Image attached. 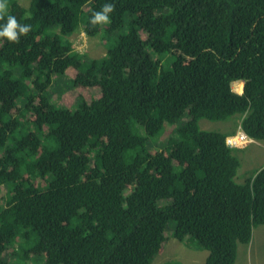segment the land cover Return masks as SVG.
<instances>
[{"label":"trees","instance_id":"16d2710c","mask_svg":"<svg viewBox=\"0 0 264 264\" xmlns=\"http://www.w3.org/2000/svg\"><path fill=\"white\" fill-rule=\"evenodd\" d=\"M105 3L109 23L92 26ZM8 5L31 31L0 38V264H153L169 220L204 264H233L264 224V165L237 181L233 129L199 121L238 116L264 141V0ZM79 28L110 43L104 55L72 45Z\"/></svg>","mask_w":264,"mask_h":264},{"label":"rangeland","instance_id":"374dc122","mask_svg":"<svg viewBox=\"0 0 264 264\" xmlns=\"http://www.w3.org/2000/svg\"><path fill=\"white\" fill-rule=\"evenodd\" d=\"M27 0H22L24 4ZM23 5V3H20ZM130 14H125L123 25L116 31L111 32L112 37L123 33L128 29V20ZM73 46L80 49L81 52L87 54L89 57L99 58L104 55L108 45L99 36L88 37L79 28L76 33L70 37ZM238 84V83H237ZM237 88L239 84L236 85ZM235 88V87H234ZM55 91L62 89L61 84H56L53 88ZM63 92V91H62ZM79 93L84 94V98L88 101L90 95L96 94L98 89L96 87H81ZM76 93L64 91L60 96V103L65 106H71L74 103ZM56 98V96H55ZM238 116L229 117L225 120L212 121L202 118L199 121V127L203 130H217V131H236L238 127ZM171 130V126L165 128L164 134L160 139L166 138ZM152 142V141H151ZM149 140V143H151ZM240 160V165L237 171V181H243L246 176H249L254 170L261 168L264 165V141H255L248 143L243 149H235L234 151ZM38 182V180H37ZM5 190V189H4ZM3 194L5 191L2 192ZM174 229V220L167 221L165 235L166 240L161 245L158 254L154 258L153 264H162L167 260L176 259L181 264H201L203 259L202 251L194 249L192 246H187L183 242L175 239L172 236ZM236 258L234 264H264V224L257 225L252 229L251 238L248 244L238 245L236 249ZM37 264H41L38 262Z\"/></svg>","mask_w":264,"mask_h":264},{"label":"clouds","instance_id":"9594fccd","mask_svg":"<svg viewBox=\"0 0 264 264\" xmlns=\"http://www.w3.org/2000/svg\"><path fill=\"white\" fill-rule=\"evenodd\" d=\"M115 7H116L115 3H105L104 5H102L100 11L92 12L89 23L92 26L107 25L110 21V14H112L115 11ZM8 9H9L8 0H0V20H5V17H6L5 22L3 24H0V38L6 39L10 43H19L21 36H27L29 34V32L31 31V25L26 24V23L24 24L20 23L15 15L8 14ZM236 81H241L242 87H243V82H244L243 80H236ZM236 81L232 82L231 86L235 87V89L233 88L232 89L235 92L241 93L242 88L239 91L237 90V87L234 86ZM238 131H242L243 133H245L240 126V121L238 123V127L236 128V131L227 134L225 138V142H224L226 147L239 150V149L245 148L248 143H251L254 140L253 138L249 137L245 133L247 137L250 139V141L246 145H243V144L236 143L234 137H228L230 135H234ZM248 243H238L237 246L242 245V244H248ZM196 250H199V249H196ZM199 251H202L203 253L202 256H203L204 261L201 264H204L209 252L208 250H205V249H200Z\"/></svg>","mask_w":264,"mask_h":264},{"label":"built area","instance_id":"2783aa9c","mask_svg":"<svg viewBox=\"0 0 264 264\" xmlns=\"http://www.w3.org/2000/svg\"><path fill=\"white\" fill-rule=\"evenodd\" d=\"M228 137H234L236 143L243 144V145H246L250 141L247 135L243 133L242 131H238L234 135H230Z\"/></svg>","mask_w":264,"mask_h":264},{"label":"bare ground","instance_id":"6f19581e","mask_svg":"<svg viewBox=\"0 0 264 264\" xmlns=\"http://www.w3.org/2000/svg\"><path fill=\"white\" fill-rule=\"evenodd\" d=\"M237 83L239 84V87H240V88H237V90H239V91H240V90H241V88H242V83H241V81H236V83H235V85H234V86L238 85ZM232 88H233V89H235L234 87H232ZM48 130H49V129H48Z\"/></svg>","mask_w":264,"mask_h":264}]
</instances>
